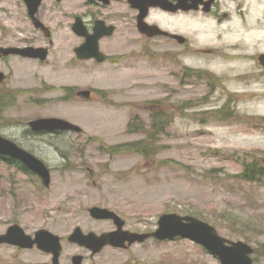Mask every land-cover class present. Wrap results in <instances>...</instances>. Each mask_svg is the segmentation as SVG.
Returning a JSON list of instances; mask_svg holds the SVG:
<instances>
[{"label":"rangeland","instance_id":"374dc122","mask_svg":"<svg viewBox=\"0 0 264 264\" xmlns=\"http://www.w3.org/2000/svg\"><path fill=\"white\" fill-rule=\"evenodd\" d=\"M66 7V23L51 1L41 9L53 39L46 61L48 90L38 86L35 96H17L18 90L40 83L36 67L0 84V96L14 93L4 96L6 105L0 107V134L52 171L46 187L20 162L0 156V234L13 224L33 236L47 229L62 239L60 264H73L75 255H83V264H221L186 238H150L95 255L68 241L77 227L97 234L115 229L112 221L90 216L93 206L115 211L126 229L139 233L155 231L162 215L177 213L210 223L229 240L246 242L255 249L254 263L264 264V179L243 177L246 164L264 159V75L255 65L264 52V0L243 2L242 20L234 14L233 22L224 21L225 32L217 17L153 15L162 28L184 35L186 45L148 38L120 23L100 43L108 57L104 63L76 57L84 39L71 25L82 7L74 0ZM234 7L226 3L222 9L234 13ZM236 26L252 29L242 34ZM32 37L38 34L20 0H0V46ZM15 65L13 57L0 60V72L11 75L9 67ZM187 68L195 71L184 78ZM249 70L253 76H236ZM87 89L93 91L91 98L77 95ZM163 109L166 132L156 134L159 154L147 159L107 150L145 140ZM41 117L63 118L84 132L29 135L28 123ZM135 117L143 126L140 132L130 129ZM0 264L53 263L37 248L2 245Z\"/></svg>","mask_w":264,"mask_h":264},{"label":"water","instance_id":"95a60500","mask_svg":"<svg viewBox=\"0 0 264 264\" xmlns=\"http://www.w3.org/2000/svg\"><path fill=\"white\" fill-rule=\"evenodd\" d=\"M25 1L35 26L43 27L46 33L50 35V29L36 16L42 0ZM105 2H109V0H105ZM147 4L148 7L158 6L172 11H176L179 8L186 10L190 8L187 5V0H178L176 7L170 6L168 0H153ZM207 5L209 6V3ZM145 14L143 11L141 12L139 23L140 31L143 34L149 37L171 35L179 39L181 43L185 41L182 35L170 34L158 25H150L144 22ZM73 30L77 35L85 38V42L75 49L78 58L84 60L96 59L100 63L106 60V55L100 49V40L114 34L115 27L113 25L108 26L106 22L99 20L93 32H90L83 19L78 17L73 24ZM48 53V48L0 47V57L3 55L20 54L26 57L46 59ZM258 60L264 66V53L258 56ZM3 75L0 74V81ZM78 95L88 99L91 97V90H82ZM28 124L33 131L61 130L78 133L84 132V129L79 125L58 117H41L31 120ZM0 155L20 161L28 169L37 174L45 186H51V170L46 163L19 146L15 141L2 135H0ZM89 213L97 220H113L117 226V230L102 234L95 232L85 233L80 227H77L69 235V242L89 249L93 255L100 253L108 246L125 249L135 243H144L150 238L164 241L182 237L203 245L209 252L220 259L221 264H255L251 256L254 253V248L251 245L244 241H232L221 236L216 227L193 215H179L177 213L164 214L159 218L158 228L155 231L138 233L124 229L126 224L125 220L109 208L93 206L89 209ZM2 245H11L21 249H34L37 245L40 251L52 255L53 264H60L63 251L62 239L59 235L47 229H40L33 236L28 234L19 224L11 225L6 232L0 234V246ZM83 261V255H75L72 258L73 264H83Z\"/></svg>","mask_w":264,"mask_h":264},{"label":"flooded vegetation","instance_id":"af4514ba","mask_svg":"<svg viewBox=\"0 0 264 264\" xmlns=\"http://www.w3.org/2000/svg\"><path fill=\"white\" fill-rule=\"evenodd\" d=\"M45 1L46 0L41 1V4H40L38 11H37V14H36L40 20H41L40 17H42L41 9H42ZM49 1L56 4L59 7V10L56 11L57 15L61 14L60 15V21L62 23H66V17H65V10L67 9L66 2L71 1V0H49ZM74 1L79 2V7L80 6L82 7V13H80V14L76 13L73 16L74 22H75L76 18L81 17L83 19L84 23L86 24L87 28L90 31L94 30V27L96 26L97 21L100 20V21L106 22V25H108V26L113 25L115 27L114 33L118 30L120 23H123L124 27H126L130 31H131V29H136L142 35H145L142 33V31H140V26H139L140 15H141L142 11L144 13H146L145 17H144V22H146L150 25H158V26H160V25L156 21H153L154 19H152L153 15L158 16V12L163 13L164 15H184V16H188L190 18L196 17V16H201L202 18H205V19L210 18V17L211 18L217 17L219 19L217 21L219 22L220 25H222V30H223V32H225L226 28H224L223 24H222L224 21H227V23L233 22L232 16L234 14L238 16V20H242V18H243L242 14L243 13H240L239 11L243 10V8H244L243 2H245L246 0H187V5H189L190 8L187 10L179 8L176 11L166 10L165 8H161L158 6L148 7L147 3L151 2L153 0H109V2H105V0H74ZM20 3L24 6L25 11H26L28 17L30 18V20H31V22H32V24L36 30V34H38V38L32 37L33 40L29 39V38H24L21 42H19L16 45H7V46H0V47L48 48L49 53H48V56L46 59H41L40 57L39 58L26 57V56H23L20 54H11V55L1 56L0 60H2L4 62L9 61V59L13 57V59H15V61L18 63V65L9 67L11 75L6 74L4 72H0V73H4L2 80L0 81V84L2 85L3 81L5 82V81L9 80V77L14 76V74L16 75V74H19L22 72H24L25 74H29V72L31 70L29 67H31V68L36 67L37 71L40 72L39 75H42L40 77V79H41L40 83L32 85L31 87H28L27 89H20L17 91L18 97L22 96V95L35 96L39 90L38 88H42L43 91L48 90V86L45 82V80H46L45 78L48 77L47 76L48 64H46V61L48 60V58L51 54V49H52L51 45H53L52 31L50 30V35H49L46 33V31L44 30L43 27L35 26L32 18L30 17L26 1L20 0ZM168 3L170 6L172 5L173 7H176L178 5V0H168ZM208 3H209V6L207 5ZM226 3L227 4H230V3L235 4L234 8L237 10H235L234 13L223 10L222 6H225ZM146 7H148V8H146ZM84 9H86V10H84ZM74 22H73V24H74ZM73 24L71 25V28H73ZM45 26L48 27L49 29H51L46 24H45ZM236 28L239 29L242 34L244 32H248L252 29L251 27H248V26L247 27L246 26L245 27L244 26H236ZM244 29H247V30L244 31ZM256 29H257V26H254V30H256ZM233 30L234 29L232 27H229V31L233 32ZM169 32L171 34H180L177 32H171V31H169ZM180 35H182V34H180ZM182 36H184V35H182ZM157 37H163L165 39H168V40H170L171 44L179 43L180 45H186L188 43V39L185 36H184L185 41L183 43H181L179 39H177L171 35H160ZM105 38H103V39H105ZM148 38H155V37H148ZM201 52L212 53V50H203ZM228 56L229 57L233 56L232 58L235 59L236 55L231 54ZM258 56L259 55H257V58H256L257 63L255 64L257 67L256 69H258L260 67L261 72L264 75V66L262 64H260V62L258 60ZM107 59H108V57H107ZM189 69L190 68H187L186 73L184 74V78H186V76H191L192 72L195 71L192 69L193 71L189 72ZM253 75H254L253 70H249L246 73L236 74V76L239 78H242L243 76L249 77V76H253ZM38 86H40V87H38ZM13 92H15V91H13ZM78 93H79V91L77 92V95H78ZM13 94L14 93H11L10 91H8V93H4L1 96H13ZM92 94H93V91H92ZM27 132L31 136H40V135H47V134H53V135L55 134L56 135V134L66 133V131H61V130L33 131L29 127V125H28ZM68 132L72 133V131H68Z\"/></svg>","mask_w":264,"mask_h":264},{"label":"trees","instance_id":"16d2710c","mask_svg":"<svg viewBox=\"0 0 264 264\" xmlns=\"http://www.w3.org/2000/svg\"><path fill=\"white\" fill-rule=\"evenodd\" d=\"M7 98L4 96H0V107L4 108L6 105ZM159 103V102H158ZM159 106V105H158ZM164 110V109H163ZM162 110V111H163ZM167 111L164 110L163 112H157L155 116L154 121L152 122V126L150 130L148 131L149 133L147 138L145 140L141 141H135L132 143H128L125 145H120L118 147H109L107 150L110 153H137L141 155L144 158L150 159L151 157L156 156L159 154V149L157 151V144H156V134L158 136L160 134H164L166 132V122H165V116ZM138 118L135 117L132 120V123H130V129L134 132L136 131H141L143 129V126L141 123L137 120ZM159 146V144H158ZM6 159V161L13 163L14 161L10 158L3 157ZM246 170L243 174V177L245 179L249 180H256V179H264V165L263 164H258L257 162H253L251 164H246L245 165ZM25 168V167H24Z\"/></svg>","mask_w":264,"mask_h":264}]
</instances>
